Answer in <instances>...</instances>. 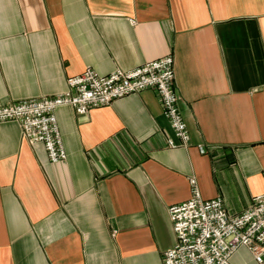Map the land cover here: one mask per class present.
<instances>
[{"label": "crops", "instance_id": "0c3cea01", "mask_svg": "<svg viewBox=\"0 0 264 264\" xmlns=\"http://www.w3.org/2000/svg\"><path fill=\"white\" fill-rule=\"evenodd\" d=\"M166 56L188 148L168 147L153 90L58 108L63 163L0 123V264H163L191 178L230 215L264 194V0H0V106ZM231 263L258 264L243 247Z\"/></svg>", "mask_w": 264, "mask_h": 264}, {"label": "built area", "instance_id": "2783aa9c", "mask_svg": "<svg viewBox=\"0 0 264 264\" xmlns=\"http://www.w3.org/2000/svg\"><path fill=\"white\" fill-rule=\"evenodd\" d=\"M174 80L172 56L108 75L86 69L67 79L62 94L0 106V123L16 122L27 143L42 144L51 163H63L67 155L55 116L58 108L70 107L77 115L86 116L118 99L153 90L175 139L168 141V147L185 149L190 146V136ZM198 148L200 153L206 152L204 147ZM189 183L190 198L168 208L176 242L163 254V264H232V256L242 247L258 264H264V194L254 197L244 212L230 215L221 198L204 200L196 179Z\"/></svg>", "mask_w": 264, "mask_h": 264}, {"label": "rangeland", "instance_id": "374dc122", "mask_svg": "<svg viewBox=\"0 0 264 264\" xmlns=\"http://www.w3.org/2000/svg\"><path fill=\"white\" fill-rule=\"evenodd\" d=\"M206 153V152H205Z\"/></svg>", "mask_w": 264, "mask_h": 264}]
</instances>
